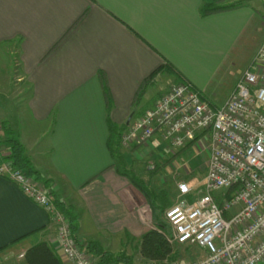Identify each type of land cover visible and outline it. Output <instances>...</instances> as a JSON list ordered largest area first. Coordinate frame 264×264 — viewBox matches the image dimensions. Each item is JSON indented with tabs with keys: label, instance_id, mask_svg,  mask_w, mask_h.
<instances>
[{
	"label": "crops",
	"instance_id": "crops-1",
	"mask_svg": "<svg viewBox=\"0 0 264 264\" xmlns=\"http://www.w3.org/2000/svg\"><path fill=\"white\" fill-rule=\"evenodd\" d=\"M252 1L0 0V49L16 56L15 80L0 82V161L9 153L1 145L8 129L40 184L68 209L73 234L93 260L98 257L89 243L123 255L119 264L144 263L140 238L160 230L173 205L177 182L167 167L197 150L187 158L186 181L205 170L208 157L197 148L202 137L208 141L204 133L177 151L158 136L140 146L120 145L116 159L153 186L157 203H151L117 170L109 125L122 132L181 82L212 109L219 107L239 80L225 84L229 67L264 39L263 17ZM214 6L227 8L205 12ZM13 104L17 115L10 116ZM192 189L188 200L197 193ZM39 242L68 264L48 215L0 177V264H25L18 255ZM194 248L198 253L176 248V262L205 256Z\"/></svg>",
	"mask_w": 264,
	"mask_h": 264
},
{
	"label": "built area",
	"instance_id": "built-area-1",
	"mask_svg": "<svg viewBox=\"0 0 264 264\" xmlns=\"http://www.w3.org/2000/svg\"><path fill=\"white\" fill-rule=\"evenodd\" d=\"M252 65L253 70L242 74L216 109L202 101L190 83L181 82L171 86L120 135V145L125 148L146 144L158 136L176 151L194 142L198 133L207 136L208 141L202 137L197 144L200 152L208 153L204 190L188 200L192 189L186 182H178V198L164 215L170 244L204 250L202 259L189 264L264 261V39ZM0 177L48 215L56 230L57 248L68 264H98L71 232L50 189L8 163L0 165ZM220 190L218 202L214 193ZM18 259H24V254Z\"/></svg>",
	"mask_w": 264,
	"mask_h": 264
},
{
	"label": "trees",
	"instance_id": "trees-1",
	"mask_svg": "<svg viewBox=\"0 0 264 264\" xmlns=\"http://www.w3.org/2000/svg\"><path fill=\"white\" fill-rule=\"evenodd\" d=\"M225 8H227V6H214L206 9L205 12L223 10ZM4 132V140L1 142V145L6 147L9 153L7 157L1 159L0 165L2 163H8L12 168L21 171L23 174L32 178L35 182L40 183L38 173L25 158V150L18 137L8 129H5ZM120 135L121 131H119V129L113 128L109 125V151L117 162V170L121 169L122 174L126 176L131 185L139 190L147 201H150L154 196L153 191L134 174L129 173L125 169V166L116 159L118 157L116 155L117 148L120 146ZM41 184L44 183L41 182ZM56 205L67 218L69 228L73 233L75 225L72 224V219L67 211L68 209L62 207V204H58L57 201ZM160 228V230H149L140 238L139 252L145 262L162 263L165 260L171 262L176 261L178 258L177 251L166 239V233L163 231L165 225H160ZM96 248L97 247L94 243H89L87 250L98 257V264H119L121 260H126L123 255L113 256L110 253L103 252ZM24 262L25 264H63L59 256L54 253L53 249L46 242H39L31 246L24 253Z\"/></svg>",
	"mask_w": 264,
	"mask_h": 264
},
{
	"label": "rangeland",
	"instance_id": "rangeland-1",
	"mask_svg": "<svg viewBox=\"0 0 264 264\" xmlns=\"http://www.w3.org/2000/svg\"><path fill=\"white\" fill-rule=\"evenodd\" d=\"M252 3H254V5H256L255 7L257 8L258 11L261 12L262 14V17L264 15V5L259 2H256V0H253ZM258 3V4H257ZM261 17V18H262ZM263 19V18H262ZM262 22V21H261ZM263 24V22H262ZM264 29V28H263ZM247 53L244 57H241V58H237L233 64L231 65L230 68V71H229V78L227 80V82L225 83L226 85L230 84L231 82L230 81H233V79L237 80L238 78H240L242 76V74L246 71V70H253V65H252V61H253V58L255 56V53H256V48L255 46L253 45L252 47H250L249 49L247 48ZM15 55L13 54H10V53H5L3 52V49H0V82L1 83H4L5 81H7V77L11 78V79H14L16 78V74H15ZM15 106V104L13 105H10V112H8L10 114V116H14V115H17L15 113V110H13V108L11 109V107ZM1 108H5V105L2 103L0 105ZM11 110L13 113H11ZM205 147H206V143L204 142L203 144ZM194 153L195 154H198L197 150L193 149L189 154L187 155H181V157H177L173 160V162L171 163V166L167 167L169 169H171L173 172V175H175L174 177V182H180V181H185L184 178H182L185 173L187 172H190V166H189V163L187 162V158H189L188 156H192ZM202 153L204 154H207V152L205 151H202ZM207 157V156H206ZM140 159H143V155L139 157ZM144 165V164H143ZM153 165V164H152ZM125 169L129 172V173H132L134 174L130 169H127L125 167ZM146 170V169H145ZM135 175V174H134ZM136 176V175H135ZM137 177V176H136ZM190 178H187L185 182H187V185L192 189H196L197 192H202L204 190V185H205V178H206V166H205V170L204 169H198V170H195L194 173H191L189 175ZM181 179V180H179ZM142 181V180H141ZM145 185H147L145 182H143ZM177 183L173 185V194H172V202L171 204H174L178 198V192H177V189L175 188L174 190V186L177 187ZM148 186V185H147ZM195 186V187H193ZM149 189H151L153 191V186L150 185L148 186ZM195 191V192H196ZM193 189H192V193H193ZM221 192H223L222 190L220 191H217V193H215V195H217L218 197H221ZM153 198L150 200L151 203H157L156 202V196H155V192L153 191ZM167 194V193H166ZM192 195V194H191ZM167 197H168V194H167ZM158 199L160 201L163 200V197L161 195H158ZM166 225V231L168 234H170V228L169 226L167 225V223L165 224ZM183 248L185 249V251L187 250H190L188 251V253L190 254V252L193 251V253L197 252L194 248V245H173V248L176 249V248ZM198 253V252H197ZM188 260H187V259ZM190 256H185V258L183 259L184 263L182 261H179L178 263L180 264H189L191 260H189ZM17 261V260H16ZM261 264H264V261L261 263Z\"/></svg>",
	"mask_w": 264,
	"mask_h": 264
}]
</instances>
